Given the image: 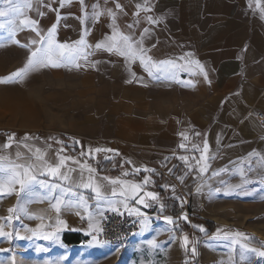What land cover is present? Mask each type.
<instances>
[{"label":"crops","instance_id":"0c3cea01","mask_svg":"<svg viewBox=\"0 0 264 264\" xmlns=\"http://www.w3.org/2000/svg\"><path fill=\"white\" fill-rule=\"evenodd\" d=\"M0 10L6 13L0 17V58L4 49L29 58L53 24L56 43L74 44L83 36L75 60L28 74L33 88L50 91L45 98L62 106V133L78 153L113 157L119 170L100 174L91 163L43 146L44 162L59 165V172L29 189L35 233L87 235L100 229L105 210L129 206L141 214L147 200H155V217L175 218L159 192L185 199L151 173L173 150L183 165L197 168L190 235L208 231L204 220L224 226V234L237 231L230 223L237 203L260 200L264 187V122L257 118L264 114V0H65L63 6L61 0H0ZM114 29L130 38L135 58L96 48ZM139 55L177 67L146 68ZM132 185L140 186L135 195ZM141 219L143 228L151 221Z\"/></svg>","mask_w":264,"mask_h":264},{"label":"rangeland","instance_id":"374dc122","mask_svg":"<svg viewBox=\"0 0 264 264\" xmlns=\"http://www.w3.org/2000/svg\"><path fill=\"white\" fill-rule=\"evenodd\" d=\"M14 53L20 54L4 49L0 58V80L4 81L0 82V129L13 131L0 136V264H264V187H260V200L237 203L233 213L236 216L230 218V223L237 224V231L225 234L224 226L215 227L206 236L179 233L176 217H170L171 223L166 217L151 218L154 223L141 226L126 247L100 240V229L71 245L62 242L60 233H35L33 219L27 212L29 189L33 185L42 187L34 181L58 177L48 173L42 147L50 146L60 150V155L64 152L71 156L77 150L71 138L62 133V106L45 98L50 91L33 88V76L28 73L22 80L6 79L28 61L26 55L10 56ZM35 132L39 137L33 136ZM177 152L171 151L151 173L160 174V180L166 181L163 184H169L173 194L185 199L178 215L190 225L187 213L193 210V204L189 194L197 168L183 165ZM39 156L43 158L38 159ZM17 165L21 167L15 172L23 174L27 168L35 177L23 190L19 183H9ZM147 201L153 209L155 200ZM143 219L140 218V225Z\"/></svg>","mask_w":264,"mask_h":264},{"label":"snow or ice","instance_id":"6c2138e0","mask_svg":"<svg viewBox=\"0 0 264 264\" xmlns=\"http://www.w3.org/2000/svg\"><path fill=\"white\" fill-rule=\"evenodd\" d=\"M9 2H11V0H9ZM64 2L65 0H61V6H63ZM30 6L31 5L29 4V7ZM117 7H119V5H117ZM4 15H6V13L3 10H0V17ZM95 15L99 16L100 13H96ZM57 19H59V17H57ZM21 24H35V21L22 20ZM3 26H4L3 24H0V27H3ZM33 30L35 31V28H33ZM55 33H56V25L53 24L52 27L48 29L47 36L41 37L40 43L42 46L36 49V51H33L31 53L25 66L22 69H19L17 72L12 73L11 76L6 79L19 78L20 80H22L29 71L35 69L36 67H44V66L58 67L62 60L66 59L69 62L75 60L79 56V54L82 51L83 46L85 45L83 36H81V39L76 41L74 44H59V43H56L55 41ZM37 35H40L39 32H37ZM96 48L98 49L104 48L109 52H112L115 50L122 56H129L133 58H135L138 55L137 50L133 48V45L130 42V38L126 35H122L115 29H114L113 35L109 37L106 40V42L96 44ZM139 58L141 60V63L144 64L146 68L149 67V64H151V67H161V68L164 66H171L173 68L177 67L176 65L172 64L169 61H162L160 62L159 65H156V64L151 63L150 57L148 58L147 61H145L143 55H139ZM149 73L151 74V68H149ZM0 82H4V81L0 80ZM181 147H183V145H181ZM96 151H102V150L96 149ZM104 151H107V150H104ZM205 151H207V145H205ZM37 152H39V149H37ZM37 158L42 159L43 157L39 156ZM181 159H184V157H181ZM60 163L62 165L63 160H61ZM18 167H21V166L19 165L14 166L13 177L10 179L9 183L10 184L19 183L21 186V190H23L30 181L35 179V177L30 175V170L27 168H25L23 174L15 172V168H18ZM47 171L49 174L55 176L59 172V165L56 167L48 166ZM90 171H94V170L90 169ZM62 178L66 180L68 179V176L64 175ZM145 182H147V178ZM110 183L115 184V183H119V181H110ZM90 186L91 185H84V187H90ZM131 187H132V194L135 195L140 186L132 185ZM2 190H3V187L2 185H0V191ZM92 190L96 192L97 199H100L101 197H100L99 188L93 187ZM121 195H124V193L122 192ZM147 195L151 196L153 199L156 198L153 193H147ZM81 200H83V197H81ZM60 203L61 201L57 200V203L53 205V207L57 210V212H59L60 210L59 208ZM137 203H143V199L138 200ZM9 211H12V209H9ZM166 219L168 220L169 223L172 222L170 217H166ZM59 223H63V222L60 221ZM262 255H264V253H262Z\"/></svg>","mask_w":264,"mask_h":264},{"label":"built area","instance_id":"2783aa9c","mask_svg":"<svg viewBox=\"0 0 264 264\" xmlns=\"http://www.w3.org/2000/svg\"><path fill=\"white\" fill-rule=\"evenodd\" d=\"M257 118L264 122V114L257 113ZM148 201L144 205L148 208L144 213H133L129 206H117L112 210H105L98 237L103 242L116 247H126L130 239L140 230V218L142 216L154 218V214L148 207ZM154 223V219H151Z\"/></svg>","mask_w":264,"mask_h":264},{"label":"trees","instance_id":"16d2710c","mask_svg":"<svg viewBox=\"0 0 264 264\" xmlns=\"http://www.w3.org/2000/svg\"><path fill=\"white\" fill-rule=\"evenodd\" d=\"M13 133L12 130H2L0 129V136L2 135H9ZM34 137H39V133L35 132L33 133ZM72 155L76 157L77 160L81 162H88L94 165L96 171L100 174H107V172H117L119 171L117 168L114 167V158H91L80 155L77 151H73ZM143 175V172H139V175ZM159 195L163 197L166 200L167 208L169 209L172 216H175V223L177 225L179 233H186L187 235L191 234V226L186 223L185 220H183L181 217H179V211L183 208V204L181 203L180 199L175 198L170 192L165 191L162 189L159 192ZM208 231L205 233H202V236H206L210 234V232L216 227V224L209 220H204ZM180 228V229H179ZM88 237L85 234L79 233V232H63L61 236V240L63 243L67 245L71 244H79L82 241L86 240Z\"/></svg>","mask_w":264,"mask_h":264}]
</instances>
